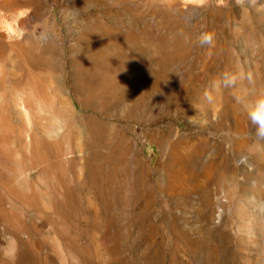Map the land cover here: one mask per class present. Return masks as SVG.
Listing matches in <instances>:
<instances>
[{
  "label": "rangeland",
  "instance_id": "rangeland-1",
  "mask_svg": "<svg viewBox=\"0 0 264 264\" xmlns=\"http://www.w3.org/2000/svg\"><path fill=\"white\" fill-rule=\"evenodd\" d=\"M20 9L0 5V264H264V137L246 112L264 94V0ZM52 32L53 57L37 51ZM26 76L38 90L11 86ZM62 110L100 138L77 165L48 134Z\"/></svg>",
  "mask_w": 264,
  "mask_h": 264
},
{
  "label": "bare ground",
  "instance_id": "bare-ground-1",
  "mask_svg": "<svg viewBox=\"0 0 264 264\" xmlns=\"http://www.w3.org/2000/svg\"><path fill=\"white\" fill-rule=\"evenodd\" d=\"M42 1L43 0H41V2ZM33 2H34V0H0V5H7V6H10V7L21 8L20 11L17 12V14H19L20 16L21 15H25L26 16L29 12L27 13L26 9H24V8L25 7H28ZM37 2H40V1H37ZM47 8H49V7H47ZM26 17L29 19L28 16H26ZM21 18H23V17H21ZM14 23H16V22H14ZM18 23H19V21H18ZM17 25H12V26L8 27L7 30L5 29L6 30L5 33H7L8 35H11L12 37L14 36L15 38L21 37V39H22V41L24 43H27V42L30 43V41L35 38V34L33 32H30V31L29 32H24L21 29H19ZM77 35H78L76 37L77 38V41L75 43L77 49H75V51H77L78 53H81V52L84 51L85 45H87V44H85L86 43V40H85L84 35L81 32L77 33ZM0 36H1L0 37V40H1V38L4 36V34H2ZM57 38H58V34L55 33V32H52L51 34H49L46 37V39L44 41V46H41V47L37 46L38 47V50L37 51L39 53L42 52V53H44V54H46L48 56L49 55L51 56L53 53H56L58 51V49H59L57 47ZM3 46L1 45V47H3ZM0 51H2V50H0ZM60 51H61V49H60ZM34 53H35V51L33 50V53L32 54H34ZM77 56H79V55H77ZM52 57H53V55H52ZM42 65H43V63H42L41 60H38V59L32 60L31 59L29 61V70L35 72L36 74H40V71H41L40 70V67L42 68ZM21 80L23 81L25 90H38L37 89L36 82L32 78H30L28 76L25 77V80H23V79H19L18 81L17 80H12L11 81V86H13L14 83L19 82ZM35 95L36 94H34L33 92H29V93L25 94V97L24 96L22 97L21 106H22V108H23L24 113L26 114V116H28V114L30 116L35 115L34 110L37 109V107H36L37 106V102H36ZM60 102H62V101H60ZM51 118L55 119L56 122L58 123V126L56 127V129L55 128H51L48 131L49 136L52 138V140H51L52 144H57L58 147H60V148H63L64 146L70 147V149H71V151L73 153V158H74V164L75 165H77V164H79L81 162V160L83 159V156L82 155L87 156L89 154H93V152L90 153L89 147L94 150L95 148L97 149L100 146V138H99V136L97 137V136H95L93 134L92 135L89 134V128H88L87 124L85 122H83L82 119L79 116L74 115L73 111H72L71 114H67L66 111H63L62 110L61 113H57L54 116H51ZM50 132L52 134L53 133L54 134L52 135V134H50ZM89 139H91L92 142H89ZM51 142H50V144H51ZM224 156L226 157V155H223V157ZM92 158H94L93 155H92ZM30 163H31V161H30ZM81 168H83V167L81 166ZM240 214L241 213H239V215ZM241 222L245 223V221H241ZM248 224L249 223H247L246 225H248ZM246 225H244V226H246ZM247 227H249V225ZM241 228H243V225L239 229H241ZM243 230H246V227Z\"/></svg>",
  "mask_w": 264,
  "mask_h": 264
},
{
  "label": "clouds",
  "instance_id": "clouds-1",
  "mask_svg": "<svg viewBox=\"0 0 264 264\" xmlns=\"http://www.w3.org/2000/svg\"><path fill=\"white\" fill-rule=\"evenodd\" d=\"M199 2L203 3L204 0H199ZM246 112L251 125L255 128L256 135L264 137V94L248 104Z\"/></svg>",
  "mask_w": 264,
  "mask_h": 264
}]
</instances>
